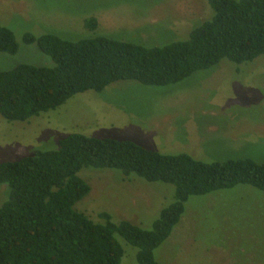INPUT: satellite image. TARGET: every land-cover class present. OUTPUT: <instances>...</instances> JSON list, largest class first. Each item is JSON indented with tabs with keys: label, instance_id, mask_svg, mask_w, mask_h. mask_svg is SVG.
Segmentation results:
<instances>
[{
	"label": "rangeland",
	"instance_id": "1",
	"mask_svg": "<svg viewBox=\"0 0 264 264\" xmlns=\"http://www.w3.org/2000/svg\"><path fill=\"white\" fill-rule=\"evenodd\" d=\"M207 0H0V24L12 30L14 54L0 52V69L18 64L53 66L23 35L54 33L76 40L104 35L146 46L185 40L210 18ZM96 18L95 29L85 20ZM131 140L163 154L187 153L211 163L249 158L264 162V53L227 59L176 83L145 85L119 80L101 91L77 93L56 109L27 121L0 115V162L34 149L56 148L69 133ZM90 191L74 204L94 222L101 212L150 229L175 200L174 186L125 176L115 168L83 167ZM9 188L0 185V205ZM121 264H137V248L116 235ZM160 264H264V190L248 184L192 195L170 235L154 250Z\"/></svg>",
	"mask_w": 264,
	"mask_h": 264
},
{
	"label": "trees",
	"instance_id": "2",
	"mask_svg": "<svg viewBox=\"0 0 264 264\" xmlns=\"http://www.w3.org/2000/svg\"><path fill=\"white\" fill-rule=\"evenodd\" d=\"M210 18L185 40L146 46L104 35L76 40L54 33L23 35L37 43L53 66L18 64L0 69V115L27 121L56 109L73 95L101 91L119 80L145 85L176 83L222 59L251 61L264 53V0H207ZM96 18L85 20L95 29ZM12 30L0 24V52L14 54ZM83 167L115 168L125 176L174 186L175 200L161 209L150 229L113 221L101 212L94 222L74 204L90 191ZM9 188L0 205V264H121L116 235L137 248V264H160L154 250L170 235L192 195L248 184L264 190V162L228 159L203 162L187 153L163 154L131 140L69 133L56 148L34 149L18 160L0 162V185Z\"/></svg>",
	"mask_w": 264,
	"mask_h": 264
}]
</instances>
